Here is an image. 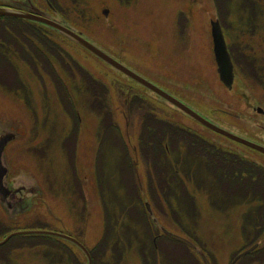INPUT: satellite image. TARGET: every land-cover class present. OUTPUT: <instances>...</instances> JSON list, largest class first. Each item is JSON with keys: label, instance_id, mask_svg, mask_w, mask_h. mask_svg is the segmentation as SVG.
<instances>
[{"label": "rangeland", "instance_id": "1", "mask_svg": "<svg viewBox=\"0 0 264 264\" xmlns=\"http://www.w3.org/2000/svg\"><path fill=\"white\" fill-rule=\"evenodd\" d=\"M89 1L94 19L87 26L83 23L80 29L95 44L192 106L213 123L228 130L231 129L228 123L242 127L235 122L232 113L246 110L239 97H233V91H227L219 83L213 57L208 21L218 18L220 23H225L219 17L215 0H133L130 4H123L120 0ZM238 1L241 0H228L227 17L230 27L232 17L241 14L240 9L232 5ZM255 2L259 4L256 0ZM104 7L109 8L107 16L102 13ZM181 11L186 15L187 22H181ZM260 15L264 20V12ZM230 27L224 33L226 32L230 49L235 54L239 52L242 55L262 56L264 59V29ZM43 31L64 54L63 59H60L51 53L54 60L52 62L54 68L60 72L57 74L66 83L65 89L74 95V110L80 119L74 125L72 111L61 100L60 85L50 67L45 65L44 68L41 63L20 55L22 50L12 45L16 42H9L8 36L3 35L1 30L0 39L15 52L9 59L14 62L22 79L19 78L25 83L23 85L27 90L24 93L22 89L13 92L0 87V124L9 125L17 136L8 146L12 166L33 174L41 194L31 207L16 212L4 209L7 218L0 205V223L12 225L16 228L14 230L46 228L68 232L78 239L81 237L90 249L96 247L93 251L95 264H162L151 255L153 251L156 252V246L163 247V251L168 250L183 259L185 248L165 239L149 223L140 202L135 201L137 192L134 183L122 185L127 188L120 190L115 177H122L123 174L119 175L117 172L116 157L105 155L101 149L103 146L116 156L118 151L115 148H119L118 137L109 136L111 141L105 146L102 144L104 135H99L98 113L90 108L92 105H88V97L91 96L79 80L81 71H76L71 58L82 65L83 71L86 70L95 78L109 84V106L113 120L118 124L128 152L135 161L136 179L139 185L141 182L145 195V165L136 154L141 118L136 110H128L124 90H137L158 117L198 132L209 141L215 142L220 149L231 148L234 151L248 152L250 158L254 155L263 164L264 156L200 126L195 120L173 109L147 89L116 72L110 65L101 62L64 36L46 29ZM63 61L70 66L69 70L65 68ZM236 67L234 87L238 89V84L242 88L246 86L250 98L263 106L264 90L263 85H260L257 69L245 68L241 63L236 64ZM74 78L77 80L74 81ZM261 79L264 81V73ZM80 88H83L82 91ZM98 150L100 152L96 160ZM183 166L187 168V165ZM105 167L110 169L104 170ZM59 185H65V188L61 189ZM187 186L198 187L193 197L179 198L185 207L190 200L194 201L192 214L184 209L178 218V225L169 208L165 213L160 209L162 206L154 205V212L159 211L162 215L159 214V222L175 234L182 233V230L191 234L209 252L211 264H229L232 253L250 241L246 228L241 229L243 220L240 204L245 203V185L228 186V192L220 185ZM114 199L118 202L113 206L110 204L108 211L102 201L111 202ZM136 202L140 209L136 208ZM122 204L125 207L130 204V208L123 211L127 217L123 221L119 213L123 209ZM245 204L251 205L249 200ZM215 205L220 209L217 210ZM128 220L133 222L134 228L139 232V237H135V245L126 237L113 236L119 228L117 224L123 222V226L124 221ZM246 223L248 225L249 221ZM4 236L0 234V240ZM32 240L31 236L16 234L7 244H0V264H10L7 262L9 260L19 264H50L44 259L41 247L30 251L22 250L20 243ZM260 241L264 243V232ZM48 244L49 242L40 246ZM61 246V253L66 261L68 257L71 260V253H76L83 259L82 254L70 244ZM260 257L261 255L256 261L244 257L235 264H264V259ZM188 263L202 264L192 255H189Z\"/></svg>", "mask_w": 264, "mask_h": 264}, {"label": "trees", "instance_id": "2", "mask_svg": "<svg viewBox=\"0 0 264 264\" xmlns=\"http://www.w3.org/2000/svg\"><path fill=\"white\" fill-rule=\"evenodd\" d=\"M52 1L55 2V0ZM120 1L123 4H130L131 2V0ZM57 2L63 7H65V2L71 6H69L70 8H68L67 13H62V15L67 19L68 23L78 29H80V26L83 23L87 26L90 20L94 19L93 12L89 7V4L91 3L89 0H58ZM215 2L218 8L219 17L225 22L223 23L221 21L222 27L224 30L228 29L230 27L227 17L228 0H215ZM232 5H236L240 9L241 14L238 17H232V25L230 28L264 29V20L261 19L262 16L260 15L261 13L259 12V9H257L256 2L253 0H241L240 2L238 1ZM185 19L186 16L183 15L182 21H185ZM37 25L39 24L18 17L0 16V31L2 30V34L8 36L7 40L9 42H16L12 45L14 47L18 46L22 50L20 55H23L36 63H41L44 68L45 65H48L51 72L53 71L52 73L54 74V78L56 77V80L60 85L61 100L64 101L71 109L75 123L74 125H77L79 120L74 110V108H76L74 95L65 89L66 83L57 74L59 71L54 68L52 62L54 60L51 53L60 59H63L64 54L56 48L58 46L50 40L48 34H46L43 29H26ZM4 27L6 29H3ZM29 34L32 36H29ZM105 48L108 49L107 47ZM11 50L12 47L6 45L0 39V87L13 92H18L22 89V92L24 93L27 90L23 85L25 83L21 81V75H19V71L15 67L14 62L9 59L10 56L15 55V52ZM109 51L112 52L111 50ZM237 54L240 53L237 52ZM240 59L241 58L234 60L235 63L243 64V61ZM71 61L73 62L76 71H81V78L79 80L82 82L83 87L87 89V94L91 96L88 97L90 98L88 105H92L93 107L90 106V108H93V110L98 113L99 134L104 135V142H102V144L105 146L106 143L111 141L108 139L109 136L118 137L117 143L119 144V148H115L118 151L116 156H113L112 152L106 150L105 147L102 146L101 148L104 150L105 155H111L113 158L116 157L115 161L117 165V172L119 175L123 174L122 177H124L122 178L120 176H116V182L120 185L119 187L122 191L127 188L122 185H132V183H134L137 192V194H135V201L137 200V202H140L144 213L147 214L143 206V202H141L143 194L139 189V184L136 179L134 160L128 152L127 144L123 139L118 124H116L113 120V113L111 107L109 106L110 86L108 83H105L104 81L102 82L92 76L88 71H83L84 69L82 65H80L73 58H71ZM63 64L65 68L69 70L70 66L66 63V61H63ZM58 69L60 68L58 67ZM76 80L77 78H74V81ZM81 89L83 88H80V90ZM123 94L129 108L128 110L131 112L136 110L141 118L137 157H141L145 165V180L143 185H147L148 198L155 206H162L160 209L165 213L169 208L176 224L179 225L178 218L184 209H188V212L191 213L192 208L195 206L193 200H190L186 207L182 206V201L179 200V198L182 197H193L198 188H192L187 185H220L223 189L227 190V192L228 186L247 185L244 196L245 199H243V201L245 200V203L248 200L251 203L250 199L252 197H256L254 194L257 191L251 189L252 185L263 186L259 192L264 194V167H261L250 157L241 156L231 148H228V150L220 149L215 142L209 141L198 132L158 117L152 112L146 99L144 100L139 95L137 90H124ZM73 132L75 133V129H73ZM61 143L62 145L64 143L62 139ZM211 161H213V163H211ZM183 165H187V168H184ZM109 169L105 167L104 170ZM59 187L61 189L65 188V185H59ZM249 190H252L253 194H248ZM180 192L181 195H179ZM125 201H127V199ZM102 202L108 211H110V203L108 201ZM245 203L240 204V207H242V214L246 217V221L242 222L241 229L243 230L245 227L247 231V229L251 227L255 229V232L247 233L250 241L248 243H244L241 248L239 247L235 250V252L231 255V259L247 246L256 241H260V235L264 232V195L262 202L251 203V205ZM122 205L124 206V204ZM215 207L217 210L220 209V207L216 205ZM136 208L140 209L139 203H137ZM120 216L123 219L127 218L123 212H121ZM139 221L138 217V223ZM247 221H249L248 225L246 223ZM149 223L152 224V227L159 232L150 219ZM14 229L16 228H13L12 225H4V223H0V234L3 236ZM182 231V234L186 235L188 238L192 239L205 249L204 246L197 242L191 234L187 231ZM161 234L165 239L183 246V248H185V252L183 254V259H181L178 255L169 253L168 250H164V252L162 247L156 252L153 251L151 254L158 262L162 264L163 262L164 264H189V255H192L199 263H202L198 254L188 245L176 239L170 238L163 233ZM23 235L31 236L33 240L20 243V247H23L22 250L30 251L33 248L38 249L41 247L44 259L50 264H86L84 263L85 257L81 259L76 253H71V260L69 257L67 261L64 259L61 253L63 250L61 245L67 243L65 240L43 234ZM10 239L11 237L3 243V245L7 244ZM47 242H49L47 246H40L45 245ZM71 246L74 247L73 245ZM48 247L50 248L49 250L47 249ZM95 248L96 247H94V249H90L93 264H95V253L93 252ZM77 251L78 253H81L78 249ZM205 251L210 257L209 252L206 249ZM260 255V258L264 259V243L262 241H260L257 248L245 254L239 260L244 259V257H248L250 260L256 261L259 260ZM238 261L236 263H238ZM7 262L10 264H19L14 260L13 262H10V260Z\"/></svg>", "mask_w": 264, "mask_h": 264}, {"label": "flooded vegetation", "instance_id": "3", "mask_svg": "<svg viewBox=\"0 0 264 264\" xmlns=\"http://www.w3.org/2000/svg\"><path fill=\"white\" fill-rule=\"evenodd\" d=\"M57 1L58 0H55V2H53L52 0H0V6H9V7H13V8L27 9V10H30L32 7H36L38 9L42 10L43 12H45L49 18L56 20V21L58 20V22H61L62 24H67L68 21L65 17H63L62 13H64V14L67 13L68 8H70L71 6L65 2V7H63ZM253 1L255 2V0H253ZM256 1L259 3V4H257V9H259L260 13H263L264 12V0H256ZM3 29H6V28L4 27ZM26 29H46L48 31L55 32L54 29H50L48 26H46L43 23L39 24L37 26H34V27H28ZM211 43L213 44L212 37H211ZM228 49L230 51V54L232 55L231 56L232 58H234V57L235 58H241L243 60V63L245 66H247L251 69H257L256 73L259 77L260 85H263L262 89L264 90V81L261 79V78H263V73H264V59H263V57L262 56L257 57V56H253L250 54L249 55L234 54V50L232 51L230 49L229 42H228ZM253 61L256 62V64H254ZM141 87L144 88L143 86H141ZM167 88L170 89L169 86ZM246 90H247V87L244 86L241 89V95L243 97L248 98ZM246 106L249 107L253 111V113H250L247 111L246 112L239 111L236 113H232V112L228 111V113H232L234 115V117L239 119L243 124H245V126L240 127L238 125H231L228 123V127L231 128L230 130H232L233 132L243 136L244 138H247L251 141H254V142H257V143L264 145V105L262 106L260 103L258 104V102H256V101H252V103H251V101L246 100ZM9 127L10 126L5 125V123L0 124V185H6L10 190L8 195L5 198H2L4 204L0 202L1 208L3 207L2 208L3 211H4L3 205L8 206L9 204H11V205L15 206L17 210H20L22 208L21 205H23V207L24 206L30 207L31 205L33 206L36 203V201L39 199L40 194H41V190L39 189V187H37L38 183H37L35 177L33 176V174H31L29 171H27V172L23 171L22 168L16 169L12 166V157H10L8 155V146H9L10 142L17 139V136L15 134L14 129H10ZM217 135L219 137H222V138L230 139V138H227V137L220 135V134H217ZM235 142H236V144L242 145L244 148H246L250 151H253L255 153H258V154L264 156L263 152H260L256 149H252L249 146L244 145L242 143H239L237 141H235ZM99 152L100 151L98 150L96 155H95L96 159H98L97 156H98ZM236 153H238L241 156L249 157V155L247 154L248 152H244V151L242 152V151L236 150ZM251 159L253 161L257 162L261 167H264V164L259 159H257L254 155H251ZM246 186L247 185L244 186L245 190L247 189ZM262 187L263 186H261V185H252L251 186L252 190L257 191L254 194L256 197H252L250 199L251 203L262 202L264 194L259 192V190L262 189ZM139 189H140L141 193L143 194V196H145V194L143 193V191L141 189V185H139ZM252 190H249L250 192L248 191V194H250V195L253 194ZM146 192H147V187H146ZM147 196H148V194H147ZM146 201L147 200L144 197L141 202H143L145 204ZM117 202H118L117 199H114L113 201H111L109 203L111 204V206H113ZM135 206H137V203ZM127 208H130V204H128ZM142 209H143V207H142ZM4 213L6 215L5 211H4ZM159 214H160V212L158 211L157 218L151 214H150L151 216L149 215V217L147 214H145V215L159 229H162V226H164L168 229V227L166 225L159 222L160 221L159 218H161V216H162L161 214H160L161 216ZM6 218H7V215H6ZM120 219H122V221L124 220L121 216H120ZM244 219H245V215H242V220H244ZM122 223L123 222H120L117 224V226L119 228L115 230V233L113 236L126 237L130 240L131 243H133L135 245V242H136L135 237L139 236L138 235L139 232L134 228L132 221H130V220H128V222L124 221L123 226H122ZM252 230H253V232L255 231L254 228L248 229V233H251ZM109 233H110V231H109ZM80 240L85 243V241L82 240L81 237H80ZM133 244L131 245V248L134 247ZM156 249L159 250L160 249L159 246H156ZM246 264H250V262H247ZM251 264H253V263H251Z\"/></svg>", "mask_w": 264, "mask_h": 264}, {"label": "water", "instance_id": "4", "mask_svg": "<svg viewBox=\"0 0 264 264\" xmlns=\"http://www.w3.org/2000/svg\"><path fill=\"white\" fill-rule=\"evenodd\" d=\"M103 12L107 15L108 9L104 8ZM0 15H10V16L22 17V18H27V19H34V20H37V21H40V22H43L47 25L52 26L53 28H55L59 32L63 33L68 38L72 39L74 42L78 43L79 45H81L82 47H84L85 49L90 51L92 54L96 55L97 57H99L100 59H102L103 61H105L109 65H111L112 67H114L115 69L121 71L126 76L134 79L138 83L142 84L143 86L147 87L148 89H150L154 93L158 94L160 97H162L163 99H165L166 101H168L169 103H171L172 105H174L175 107H177L178 109H180L181 111L186 113L187 115L191 116L193 119H195L196 121H198L199 123H201L205 127L209 128V129H211V130H213L219 134L230 137V138H232L238 142H241V143H243L249 147H252V148L257 149L261 152H264V146L263 145L256 143V142H253L251 140H248L242 136H239V135L229 131L228 129H226L222 126H219V125L213 123L212 120H210L205 115H203L202 113H200L199 111L194 109L192 106L188 105L184 101L179 100V98H177L176 96L172 95L168 91L157 86L156 84H154L153 82H151L150 80L145 78L144 76L138 74L137 72L132 70V68H129L128 66L124 65V63H121L119 60H117L115 57H113L112 55H110L109 53L104 51L102 48H100L99 46H97L96 44L91 42L88 38L83 36L81 33L77 32V31H75V30H73V29H71L65 25H62V24H60L54 20L48 19L46 17V14L43 11H41L40 9H38L36 7H32L31 11H26V10H18V9L8 8V7H0ZM211 33H212V38H213V51H214V56H215V60L217 63V70H218V74H219V78H220L219 83L223 82L227 87L231 88L232 82H233V77H234L233 63H232L230 54L228 52L226 41H225V38H224V35L222 32V28L220 26V22L218 19H212L211 20ZM84 48H82V49H84ZM112 67H110V68H112ZM237 86H238V89L233 86L232 89H227V91H233V97H239L240 101L242 102V104H243V106L247 112L252 111L249 107L246 106V100L251 101V103L253 101L250 98L249 92H247L249 99L246 97H243L241 95V89H242L241 84H238ZM235 122L242 125V126H245V124H243L237 118H235ZM9 192H10V190L8 189V187L6 185H0V197L1 198H5ZM147 206L150 210L148 203H147ZM5 207L7 210H9L11 207L13 209L15 206H12L11 204H9L8 206H5ZM163 230L167 235L171 236L172 238H175L179 241H182L185 244H187V245L191 246L192 248H194L195 250H197V252L200 254L204 264H210V261H209L207 255L204 253V251L201 250L200 248H198L192 241H190L189 239H187L184 236L170 232V231L166 230L165 228ZM15 234H45V235H52V236H56V237H60V238L69 240L82 249V251L85 253L86 258H87V264H91V256H90L88 249L78 239H76L75 237H73L67 233H64L61 231H56V230H51V229H20V230H15V231L8 233L3 239L0 240V244L4 243L12 235H15ZM255 246H256V244L251 246L250 248L242 251L238 255H236L229 264H234L242 255H244L245 253L254 249Z\"/></svg>", "mask_w": 264, "mask_h": 264}]
</instances>
